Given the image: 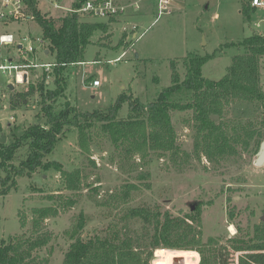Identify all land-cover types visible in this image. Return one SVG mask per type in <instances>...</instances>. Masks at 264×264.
<instances>
[{
    "label": "rangeland",
    "instance_id": "rangeland-1",
    "mask_svg": "<svg viewBox=\"0 0 264 264\" xmlns=\"http://www.w3.org/2000/svg\"><path fill=\"white\" fill-rule=\"evenodd\" d=\"M72 1L68 0V3ZM246 2L249 3L248 0H177L173 14L158 20L155 0L146 2L137 15L117 18L113 22L81 16V23H99L106 29L94 33L82 62L63 71L66 90L54 107L59 110L70 105L79 113L106 111L121 95L131 94L143 103L151 102L172 84L171 63L176 64L183 80L187 73L185 60L193 55L216 54L203 66L202 74L208 79L220 80L227 74L233 58L245 52L237 48L221 50V47L239 43L255 34L264 35V8L252 9L246 14L243 12ZM40 8L52 19L65 15L42 3ZM134 25L139 27L137 37L130 33ZM1 32L43 38L37 22L14 24ZM45 47H50L48 41ZM15 54L14 48L0 47V56ZM40 62H56V56L52 53L44 55ZM38 74L42 78V73ZM96 80L100 86L94 87L92 82ZM11 82L10 77L0 71V85L5 90L4 106L9 105L12 91L28 90L24 86L10 90ZM262 86L264 90V59ZM55 87L54 82H50L44 93ZM240 110L247 111V116L254 122L264 114L258 102L242 105ZM230 111L227 117L240 114ZM128 114L129 103L125 102L116 121L127 119ZM8 115H14L15 122L10 126L5 121L2 123L7 145L13 141L14 134L20 136L31 125L46 123L40 93L19 103L15 109L4 110L0 119ZM172 120L176 147L179 148L177 154L149 151L142 155H127L123 150L128 144L120 147L113 144L101 122L87 126L84 138L76 128H68L47 160L61 163L67 172L80 170V189L68 190L55 169L39 170L31 178H17V187L6 196L0 195V242L11 237L34 235V209L60 207L59 215L45 220L41 226L52 238L37 254L47 264H63L73 242L70 234L80 213L87 219L82 232L84 239L106 232L109 225L120 221L124 210L119 214L104 203L110 193L133 184L137 189L133 191L130 208L150 207L162 213L169 211L175 216H184L196 212L200 205L204 241L216 239L218 246L228 254L230 264L242 263L251 255H263L256 247L264 243L254 241L257 233L264 239V166L255 165L260 140L251 141L247 149L240 147L238 156L211 162L193 153L196 137L193 113L172 112ZM26 153L27 149H22L18 156L23 159ZM50 196L54 199L49 200ZM70 200L75 202L73 206L65 207ZM193 204L197 207L191 211ZM119 224L122 226L123 223ZM133 227L141 229L142 226L137 222ZM234 239L247 241L244 251L235 250L239 246ZM180 251L159 249L151 264L154 261L157 264H183L173 262V257L182 256ZM192 252L199 255L200 264V253Z\"/></svg>",
    "mask_w": 264,
    "mask_h": 264
},
{
    "label": "trees",
    "instance_id": "trees-1",
    "mask_svg": "<svg viewBox=\"0 0 264 264\" xmlns=\"http://www.w3.org/2000/svg\"><path fill=\"white\" fill-rule=\"evenodd\" d=\"M86 1L75 0L74 7L79 8ZM32 9L43 31V39L50 43V53L56 56L57 66L53 74L56 87L44 93L46 82L39 76L35 83L25 87L28 90L19 93L12 91L10 103L13 109L40 93L46 123L31 125L20 136L14 134L13 141L8 145L0 143V195L6 196L15 189L17 178H31L39 170L50 169L61 174L68 190H79L81 171H64L61 163L47 158L63 140L68 128H76L80 137L84 138L86 127L95 122L103 124V130L117 147L128 144L123 150L127 155H142L149 151L179 153L172 120V112L176 111L193 113L196 132L193 153L198 158L220 162L226 157L238 156V149L242 146L247 149L254 139L260 140V149L264 141V114L255 123L247 116V111H241L240 107L258 102L264 110V35L255 34L239 43H228L221 47V50L237 48L245 52L233 58L227 74L220 80H211L202 74L203 66L216 54L205 57L193 55L185 60L187 73L183 80L176 64L171 63L172 84L155 100L143 103L132 94L121 95L106 111L79 113L70 105L59 110L54 107L64 97L66 90L62 73L66 67L83 61L92 36L98 30H105L106 26L81 23V15L76 13L52 19L42 15L33 6ZM251 10L250 3H244L243 12L248 14ZM113 21L115 19L110 22ZM125 102L129 103L128 118L116 121ZM230 110L240 114L227 117ZM22 149H27L23 159L18 156ZM136 189V185H124L110 193L104 203L119 214L124 210L119 221L123 223L122 226L119 222L112 223L106 232L84 239L82 232L87 226V219L84 213H80L70 234L73 242L63 264H151L154 253L159 249L182 250L179 255L184 257V264L199 263V255L192 251L200 253V264H230L228 254L223 247L218 246L216 239L204 241L200 205L196 212L184 216H175L169 211L162 213L150 207L130 208L128 205ZM53 199L49 197V200ZM74 203L70 200L64 206L71 207ZM33 213L34 235L2 240L0 264H47L45 260H40L37 253L49 244L52 236L43 231L41 226L45 220L57 217L60 207L36 208ZM137 222L142 226L141 229L133 227ZM256 235L254 241L264 243L259 233ZM233 242L239 246L235 247L237 252L245 250L246 240L234 239ZM256 248L264 251V245ZM241 264H264V255H251Z\"/></svg>",
    "mask_w": 264,
    "mask_h": 264
},
{
    "label": "built area",
    "instance_id": "built-area-1",
    "mask_svg": "<svg viewBox=\"0 0 264 264\" xmlns=\"http://www.w3.org/2000/svg\"><path fill=\"white\" fill-rule=\"evenodd\" d=\"M148 1L150 0H129L123 3L117 0H87L81 7L76 8L74 7L75 0L71 3H68V0H0V47L16 49V54L12 57L0 56V71L10 77L12 80L10 85L14 87H26L30 83H35V80L39 78V72L42 73V79H45L46 85H49L52 81L54 82L53 74L57 66L56 62H40L44 55L50 54L49 48L45 47L46 41L43 38L39 39L31 35L20 36L11 32H1L4 28L14 24L36 22V14L32 6L44 16L48 14H43L40 8L41 3L45 4L48 9H56V12L60 14L76 13L95 19L111 20L137 15ZM155 1L156 20L164 15L173 14L177 0ZM249 3L253 9L264 8L263 0H249ZM47 18L50 17L48 16ZM138 29L139 27L134 25L131 27L130 33L137 37L139 34ZM125 31L127 32L128 29L125 28ZM92 86H100V82L96 80L92 82ZM4 91L0 85V114L4 110H12L11 103L8 106L2 104V99L5 97ZM4 121L7 126H10L15 122V117L14 115H8L0 119V137L4 135L2 124ZM262 253L264 255V251Z\"/></svg>",
    "mask_w": 264,
    "mask_h": 264
},
{
    "label": "water",
    "instance_id": "water-1",
    "mask_svg": "<svg viewBox=\"0 0 264 264\" xmlns=\"http://www.w3.org/2000/svg\"><path fill=\"white\" fill-rule=\"evenodd\" d=\"M9 88L11 90H13L15 87L13 85H10ZM6 142H7V136L6 135H2L0 137V143L1 144H5ZM255 165L258 166V167L264 166V141L261 143L260 149H259V151L257 153V158H256V161H255ZM196 207H197L196 204L191 205V211H194ZM263 220H264V217H263ZM178 261H181L184 264L185 259L182 256L173 257V262L174 263H176Z\"/></svg>",
    "mask_w": 264,
    "mask_h": 264
},
{
    "label": "crops",
    "instance_id": "crops-1",
    "mask_svg": "<svg viewBox=\"0 0 264 264\" xmlns=\"http://www.w3.org/2000/svg\"><path fill=\"white\" fill-rule=\"evenodd\" d=\"M117 1H119V2H128L129 0H117ZM249 1V0H248ZM252 8V7H251ZM253 9V8H252ZM129 17V16H128ZM122 18V17H121ZM124 18V17H123Z\"/></svg>",
    "mask_w": 264,
    "mask_h": 264
},
{
    "label": "bare ground",
    "instance_id": "bare-ground-1",
    "mask_svg": "<svg viewBox=\"0 0 264 264\" xmlns=\"http://www.w3.org/2000/svg\"><path fill=\"white\" fill-rule=\"evenodd\" d=\"M232 230H233V228H232Z\"/></svg>",
    "mask_w": 264,
    "mask_h": 264
}]
</instances>
